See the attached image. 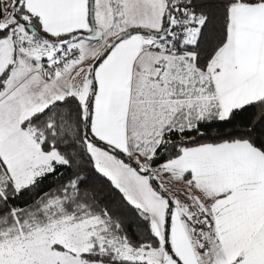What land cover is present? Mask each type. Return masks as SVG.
<instances>
[{
    "label": "snow or ice",
    "instance_id": "6c2138e0",
    "mask_svg": "<svg viewBox=\"0 0 264 264\" xmlns=\"http://www.w3.org/2000/svg\"><path fill=\"white\" fill-rule=\"evenodd\" d=\"M0 264H264V0H0Z\"/></svg>",
    "mask_w": 264,
    "mask_h": 264
}]
</instances>
